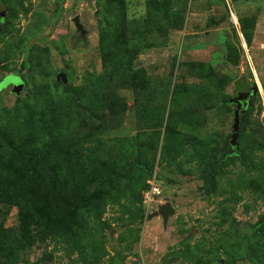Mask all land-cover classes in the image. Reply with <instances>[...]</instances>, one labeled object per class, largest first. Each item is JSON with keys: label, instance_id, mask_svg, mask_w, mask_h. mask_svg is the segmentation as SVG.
I'll return each instance as SVG.
<instances>
[{"label": "rangeland", "instance_id": "1", "mask_svg": "<svg viewBox=\"0 0 264 264\" xmlns=\"http://www.w3.org/2000/svg\"><path fill=\"white\" fill-rule=\"evenodd\" d=\"M0 170V264H264V0H0Z\"/></svg>", "mask_w": 264, "mask_h": 264}, {"label": "trees", "instance_id": "2", "mask_svg": "<svg viewBox=\"0 0 264 264\" xmlns=\"http://www.w3.org/2000/svg\"><path fill=\"white\" fill-rule=\"evenodd\" d=\"M25 67H26V62L21 65L20 70H23ZM170 117L172 118V113L169 115V119H170ZM68 120L69 119L66 118L64 120V122H67ZM157 126L158 125H156V127ZM63 138L67 139L68 141H69V139H71L70 134H67ZM77 139L72 138V142H71L70 146L68 145V148H67L68 150H72L73 151L78 146L79 139L78 140ZM67 144L68 143H65V145H67ZM237 150H238V148L236 146V150L235 151H231L230 153H228L227 157L229 159H231L232 156H234V153L237 152ZM203 159L206 162H208L206 158H203ZM1 164L4 165V164H6V162L3 161ZM55 166H56V164L54 165V167ZM212 166H213L212 164L209 166V171H208V173L206 175V183L209 186L210 185L213 186L216 183L217 175L218 174H222L224 172V171H222L220 169H216L215 166L214 167H212ZM150 172L151 173L153 172L152 168H151ZM5 180H7L8 183H6L4 185H1V186L7 187V189L2 190L1 186H0V202H4V203L9 202V203H14V204L20 205L19 200H20V196L22 195V190H23V189H21L23 187V184H21V182H22L21 178H19V180L13 179L12 181H9L8 179H5ZM24 187H26V186L24 185ZM1 196H6V199L5 200L1 199Z\"/></svg>", "mask_w": 264, "mask_h": 264}, {"label": "water", "instance_id": "3", "mask_svg": "<svg viewBox=\"0 0 264 264\" xmlns=\"http://www.w3.org/2000/svg\"><path fill=\"white\" fill-rule=\"evenodd\" d=\"M75 21L78 22V17L75 18ZM22 87V84H18L16 86L17 90H20ZM259 91V87L255 86L252 89H242L239 92V96L233 100L234 103L237 104V110L235 111V123H234V134H233V139H236L238 136V132L240 129V108L242 106H247L249 101V96H253L257 94ZM175 209L171 206V204L166 205L161 209V211L156 212L155 214L159 215L162 214L164 217H168L171 213H174Z\"/></svg>", "mask_w": 264, "mask_h": 264}, {"label": "built area", "instance_id": "4", "mask_svg": "<svg viewBox=\"0 0 264 264\" xmlns=\"http://www.w3.org/2000/svg\"><path fill=\"white\" fill-rule=\"evenodd\" d=\"M243 47H244V49L246 50V56H247V59H248L249 63L252 64V60H251L250 56L248 55V51H247V43H246V41H244Z\"/></svg>", "mask_w": 264, "mask_h": 264}, {"label": "flooded vegetation", "instance_id": "5", "mask_svg": "<svg viewBox=\"0 0 264 264\" xmlns=\"http://www.w3.org/2000/svg\"><path fill=\"white\" fill-rule=\"evenodd\" d=\"M242 89H247V88H241L240 90H242ZM252 97L253 96H249V99H248V101H249V103H248V105L247 106H242L241 108H240V111H245L248 107H249V104H250V100L252 99ZM237 105V104H236Z\"/></svg>", "mask_w": 264, "mask_h": 264}]
</instances>
